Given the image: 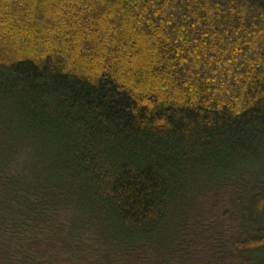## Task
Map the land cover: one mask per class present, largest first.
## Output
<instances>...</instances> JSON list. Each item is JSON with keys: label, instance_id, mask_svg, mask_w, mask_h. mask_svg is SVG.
<instances>
[{"label": "trees", "instance_id": "16d2710c", "mask_svg": "<svg viewBox=\"0 0 264 264\" xmlns=\"http://www.w3.org/2000/svg\"><path fill=\"white\" fill-rule=\"evenodd\" d=\"M0 264H264V0H0Z\"/></svg>", "mask_w": 264, "mask_h": 264}]
</instances>
